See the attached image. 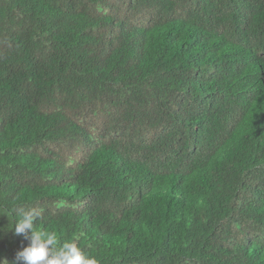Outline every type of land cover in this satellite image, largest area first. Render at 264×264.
I'll return each instance as SVG.
<instances>
[{
  "label": "trees",
  "instance_id": "16d2710c",
  "mask_svg": "<svg viewBox=\"0 0 264 264\" xmlns=\"http://www.w3.org/2000/svg\"><path fill=\"white\" fill-rule=\"evenodd\" d=\"M21 207L99 264H264V0H0L8 264Z\"/></svg>",
  "mask_w": 264,
  "mask_h": 264
},
{
  "label": "clouds",
  "instance_id": "9594fccd",
  "mask_svg": "<svg viewBox=\"0 0 264 264\" xmlns=\"http://www.w3.org/2000/svg\"><path fill=\"white\" fill-rule=\"evenodd\" d=\"M5 215L15 213L10 229L14 235H23L29 244L16 253L12 264H99L95 257L86 254L74 241L61 240L55 230L35 227L42 212L35 208L13 209L12 213L3 210ZM83 235V233H81ZM0 264H8L7 260Z\"/></svg>",
  "mask_w": 264,
  "mask_h": 264
}]
</instances>
